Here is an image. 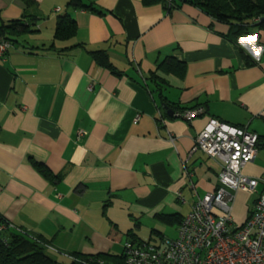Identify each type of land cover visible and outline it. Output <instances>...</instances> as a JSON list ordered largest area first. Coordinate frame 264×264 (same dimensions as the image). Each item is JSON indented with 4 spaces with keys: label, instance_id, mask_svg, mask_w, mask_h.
Wrapping results in <instances>:
<instances>
[{
    "label": "crops",
    "instance_id": "obj_1",
    "mask_svg": "<svg viewBox=\"0 0 264 264\" xmlns=\"http://www.w3.org/2000/svg\"><path fill=\"white\" fill-rule=\"evenodd\" d=\"M84 1L102 14L69 0H0V36L11 22L37 21L0 57V221L70 261L118 256L130 231L138 242L145 229L165 239L166 225L177 238L198 198L220 188V163L192 152L211 120L264 137V28L245 23L249 33L237 36V25L182 0L171 11L151 0ZM64 13L78 31L60 42ZM191 111L200 114L188 120ZM243 174L260 184L236 194L237 227L264 193L263 146Z\"/></svg>",
    "mask_w": 264,
    "mask_h": 264
},
{
    "label": "built area",
    "instance_id": "obj_2",
    "mask_svg": "<svg viewBox=\"0 0 264 264\" xmlns=\"http://www.w3.org/2000/svg\"><path fill=\"white\" fill-rule=\"evenodd\" d=\"M12 48L11 41L0 37L1 58ZM199 114L191 111L186 118ZM258 142L257 134L211 120L192 152L201 151L220 163L219 190L198 198L181 222L177 238H165L160 245L127 242L122 252L124 264H264V193L243 226H235L232 218L236 194H253L260 184L259 179L243 174L257 158ZM14 230L24 233L7 220L0 222V236ZM88 264L105 263L90 259Z\"/></svg>",
    "mask_w": 264,
    "mask_h": 264
},
{
    "label": "trees",
    "instance_id": "obj_3",
    "mask_svg": "<svg viewBox=\"0 0 264 264\" xmlns=\"http://www.w3.org/2000/svg\"><path fill=\"white\" fill-rule=\"evenodd\" d=\"M24 3L28 0H22ZM179 0H151V3L162 2L169 11L175 9ZM182 3H188L195 7L200 8L208 15L217 19L219 22L237 25V36L248 34V26L245 23L253 24L264 28V0H182ZM68 8L80 9L84 11H90L98 14H102V11L98 9L93 3H86L84 0H69ZM31 18V17H30ZM29 18V19H30ZM9 26L1 27V36L8 41L14 43L12 35H19L20 33L30 30L37 25L35 19L28 21H14ZM78 26L76 20H74L69 13H64L58 16L55 40L60 42H66L74 39L77 36ZM55 48V44H52L48 50ZM67 50V49H65ZM92 56L99 61L103 62L102 58H106L101 51L91 52ZM107 61V60H106ZM105 64V63H104ZM105 66L111 69L110 64ZM168 107V105H166ZM264 147V137H259L257 145L258 152L260 147ZM33 164L40 169L43 174L54 180H60V175L52 174L47 168L42 166L37 161H32ZM4 220V219H3ZM1 220V221H3ZM163 223L167 225H174L176 218L173 216L161 217ZM0 221V222H1ZM183 220L179 221L180 223ZM155 234L158 231L154 230ZM161 236V235H159ZM128 237L132 239V243H138L139 245H148L152 241L145 243L144 241H137L134 234L130 231ZM161 243L164 237L160 238ZM90 259L103 261L105 264H124V256L120 254L116 255H97V256H85L81 254L74 255L70 264H88ZM0 264H65L62 263L46 253V247L38 237L32 236L29 232L15 233L10 231L6 236H0Z\"/></svg>",
    "mask_w": 264,
    "mask_h": 264
},
{
    "label": "rangeland",
    "instance_id": "obj_4",
    "mask_svg": "<svg viewBox=\"0 0 264 264\" xmlns=\"http://www.w3.org/2000/svg\"><path fill=\"white\" fill-rule=\"evenodd\" d=\"M255 197V196H254ZM252 197V198H254ZM158 230L161 231V233H163V235H165L166 237L170 238V239H174L173 237H176V232L175 230H173V227L170 226H159ZM150 231H146V229L143 231V241L145 243H148L149 241H152L151 244H156V245H160L161 244V240L159 238L158 235H152L150 237ZM153 238V239H152ZM48 254V252H46ZM50 253V252H49ZM52 257H55V259H57L58 261L65 263V264H70L71 261L69 260L68 257H64L62 254H54V253H50Z\"/></svg>",
    "mask_w": 264,
    "mask_h": 264
},
{
    "label": "snow or ice",
    "instance_id": "obj_5",
    "mask_svg": "<svg viewBox=\"0 0 264 264\" xmlns=\"http://www.w3.org/2000/svg\"><path fill=\"white\" fill-rule=\"evenodd\" d=\"M254 39H255V37L249 38V42H251V41L254 40Z\"/></svg>",
    "mask_w": 264,
    "mask_h": 264
},
{
    "label": "water",
    "instance_id": "obj_6",
    "mask_svg": "<svg viewBox=\"0 0 264 264\" xmlns=\"http://www.w3.org/2000/svg\"><path fill=\"white\" fill-rule=\"evenodd\" d=\"M172 115V113H170Z\"/></svg>",
    "mask_w": 264,
    "mask_h": 264
}]
</instances>
